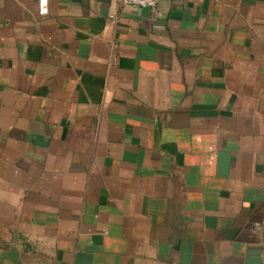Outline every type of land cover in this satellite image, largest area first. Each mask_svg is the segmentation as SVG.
Masks as SVG:
<instances>
[{"label":"crops","instance_id":"crops-1","mask_svg":"<svg viewBox=\"0 0 264 264\" xmlns=\"http://www.w3.org/2000/svg\"><path fill=\"white\" fill-rule=\"evenodd\" d=\"M0 264H264V0H0Z\"/></svg>","mask_w":264,"mask_h":264},{"label":"built area","instance_id":"built-area-1","mask_svg":"<svg viewBox=\"0 0 264 264\" xmlns=\"http://www.w3.org/2000/svg\"><path fill=\"white\" fill-rule=\"evenodd\" d=\"M119 5H133L140 8L154 9L160 3V0H114ZM38 11L40 16H46L49 14V0H38ZM114 18V16H111Z\"/></svg>","mask_w":264,"mask_h":264}]
</instances>
